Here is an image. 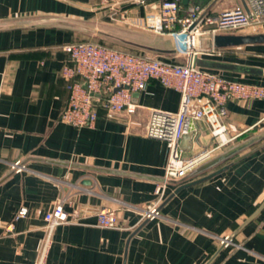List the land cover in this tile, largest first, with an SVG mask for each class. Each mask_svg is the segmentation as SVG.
I'll return each mask as SVG.
<instances>
[{"label": "crops", "instance_id": "obj_1", "mask_svg": "<svg viewBox=\"0 0 264 264\" xmlns=\"http://www.w3.org/2000/svg\"><path fill=\"white\" fill-rule=\"evenodd\" d=\"M100 1L0 0V264H206L221 239L264 200V146L258 148L264 139L197 179L230 165L225 171L175 193L180 184L158 182L167 179L169 149L146 137V127L152 110L178 111L179 92L150 80L132 94L130 113L107 117L98 109L92 128L61 122L69 96V80L62 74L71 64L64 50L68 44L93 42L149 54L72 29L20 24L69 21L142 46L173 48L171 36L150 31L163 0H146V6L129 0L115 11ZM213 1L188 0L182 6L205 9ZM239 6L241 0H219L209 15ZM225 35L264 36V22ZM215 50L217 54L198 57L264 69V43ZM158 59L184 61L183 56ZM208 71L264 86L263 77ZM226 112L228 142L216 148L208 162L264 132V100L229 101ZM188 135L179 143L183 158L215 147L204 122ZM23 161L24 168L10 173ZM169 197L158 215L143 224L147 214ZM60 202L77 220L49 233L40 262L47 237L44 218ZM21 209L26 210L24 217L18 216ZM101 209L116 213V228L98 226ZM210 264H264V209Z\"/></svg>", "mask_w": 264, "mask_h": 264}, {"label": "built area", "instance_id": "obj_2", "mask_svg": "<svg viewBox=\"0 0 264 264\" xmlns=\"http://www.w3.org/2000/svg\"><path fill=\"white\" fill-rule=\"evenodd\" d=\"M128 1L101 0L100 5L115 11L118 6ZM134 3L146 6L147 1L134 0ZM246 5L249 14L242 6L230 8L215 16H206L190 30L204 8L193 5L183 10L182 0H163L159 4L150 31L171 37H179L185 33L190 37L215 36L264 22V0H246ZM64 50L71 64L62 71L64 78L69 80V96L60 114V121L74 128H92L98 117V109L105 111L107 117L124 111L132 112V94L143 90L150 80L180 93L178 111L152 110L146 127V137L164 142L169 149L167 179L177 180L184 177L208 162L214 150L228 142L223 119L229 101L264 100L263 85L234 81L216 72L192 68L188 63L165 62L93 42H74L68 44ZM217 53L212 48L202 52H189L188 55ZM199 122L207 125L216 142L215 147L183 158L179 143L185 135L197 131ZM158 196L160 201L161 191ZM156 208L147 217L156 216L153 215ZM25 215V209L18 213L19 217ZM44 220L47 237L40 262L49 241V233L58 225L75 222L77 215L65 212L63 202H60L45 215ZM97 224L103 228H116V213L110 209H101L97 213Z\"/></svg>", "mask_w": 264, "mask_h": 264}, {"label": "water", "instance_id": "obj_3", "mask_svg": "<svg viewBox=\"0 0 264 264\" xmlns=\"http://www.w3.org/2000/svg\"><path fill=\"white\" fill-rule=\"evenodd\" d=\"M219 0H214L208 7H206L203 11V13L200 15V17L193 23V25L190 27V30H193L206 16L209 15V12L213 8V6L216 4V2ZM182 3L184 5L188 4V0H182ZM241 6L244 8V10L249 14L247 5L245 3V0H241ZM19 26L21 27H27V28H43V27H59V28H66V29H72L75 31H80L82 33L87 34H93L98 37H102L108 40H112L117 43H121L127 46L135 47L137 49H141L145 52H147L149 55H146L147 57L151 58H158V56H183L184 63H188L192 68H201V69H208V70H214V71H220V72H230V73H236V74H244V75H251L256 77H263L264 78V69L262 68H256V67H250V66H244V65H237V64H230V63H224V62H218V61H210V60H204L199 58L197 55H188L189 52H202L207 49L212 48H225V47H233V46H241V45H250V44H259L264 43V36H239V35H215V36H192L190 37L187 33L179 36V37H172L173 39V48L172 49H155L147 46H142L136 43L128 42L123 39L112 37L108 34H105L103 32L91 29L90 27L78 25L73 22L69 21H37V22H26L22 23ZM189 135H185L182 139L188 138ZM264 139V132L253 137L252 139L244 142L241 145H238L237 147L231 149L230 151L223 154L221 157L212 160L211 162H208L184 177L174 180V179H160L159 183H166V184H173L180 186L175 190V193L178 192L181 188H185L191 185H195L204 181H207L214 176L220 174L221 172L225 171L230 165H226L219 170L204 176L199 177L206 171L212 169L225 159H228L232 155L242 151L243 149L247 148L250 145H253L259 141ZM261 145L258 148L263 147ZM25 161L17 163L14 165L11 169L10 173H14L18 171L19 169L24 168ZM170 199H165L153 212V215H158L160 212L161 207L167 203V201ZM264 209V200L260 204V206L256 209V211L248 217L231 235H228L220 244L219 249L217 252L209 259V261L206 264H210L216 256L219 254V252L225 248L228 244L232 243L233 238L237 233L241 231L243 227H245L247 224H249L251 221H253ZM152 218V215L148 216L144 221L143 224H145L147 221H149ZM142 224V225H143Z\"/></svg>", "mask_w": 264, "mask_h": 264}, {"label": "rangeland", "instance_id": "obj_4", "mask_svg": "<svg viewBox=\"0 0 264 264\" xmlns=\"http://www.w3.org/2000/svg\"><path fill=\"white\" fill-rule=\"evenodd\" d=\"M235 32H237V31H235ZM235 32H233V33H235Z\"/></svg>", "mask_w": 264, "mask_h": 264}]
</instances>
